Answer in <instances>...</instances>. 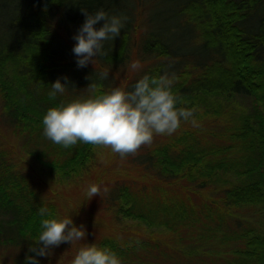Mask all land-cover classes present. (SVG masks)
<instances>
[{
	"label": "trees",
	"instance_id": "1",
	"mask_svg": "<svg viewBox=\"0 0 264 264\" xmlns=\"http://www.w3.org/2000/svg\"><path fill=\"white\" fill-rule=\"evenodd\" d=\"M149 1L157 25L149 29V22L135 39L134 9ZM81 9H103L128 19L120 37L105 43L107 56L78 68L72 37L85 19ZM131 52L146 65L128 78ZM104 69L112 82L99 78ZM165 72L176 76L172 90L181 98L180 106L197 109L209 96L228 100L258 94L263 110L231 118L232 132L223 134L224 144L207 147L196 132L185 129L171 141L135 155L144 170L134 169V180L143 179V185L114 186L110 199H104L107 211L117 219L170 231L192 222L206 240L220 231L222 242L233 243L225 264H264V0H0L1 111L19 147L55 178L84 172L97 146L53 144L43 134L42 118L49 108L88 98L85 89L92 81L96 94H102L113 82L131 90L145 74L159 77ZM64 77L69 88L50 98L51 85L58 78L64 83ZM22 162L0 144V244L17 248L25 264L26 256L35 255L28 249L41 231L42 219L56 217V209L23 172ZM179 182L186 183L183 193L198 194L208 186L210 204L186 205L167 188ZM41 207L52 217H41ZM244 207L256 208L257 220L242 226L237 209ZM214 222L216 226L210 225ZM117 237L114 233L95 244L116 252L122 264L136 258L137 264H146L137 257L138 250L158 248L153 239L148 244L129 234Z\"/></svg>",
	"mask_w": 264,
	"mask_h": 264
},
{
	"label": "rangeland",
	"instance_id": "2",
	"mask_svg": "<svg viewBox=\"0 0 264 264\" xmlns=\"http://www.w3.org/2000/svg\"><path fill=\"white\" fill-rule=\"evenodd\" d=\"M150 4H152L151 1L138 10L136 7L134 9L135 13L138 11L135 15L137 20L133 21L135 39L139 38V33L143 28L149 26V29H151L157 25L155 12L149 11ZM149 22L150 25H148ZM132 57L133 53L131 52ZM138 58H132L126 65L128 78L135 77L141 71V67H145L146 62ZM133 61L140 63L139 70L132 71L130 69L129 66ZM111 75L113 76V74ZM119 77L123 80L127 78ZM107 80L112 82L109 78ZM112 87H117L116 82H113ZM206 98L205 102L197 108V112L200 113L199 116H196L200 124L199 127L194 128L190 123H185L178 132L171 136H154L151 146H142L137 154L145 153L153 147L171 141V138L179 135L185 129L196 132L202 138L200 142L204 145L206 143L207 147L224 144L226 141H223V134L232 132V123L229 122L231 118L236 120L237 114H253L263 110L258 94L257 97L255 94L234 95L228 100L223 96H209ZM9 127L6 124V117L2 114L0 101V144L10 152L13 159L23 160L21 168L35 183L36 187H39L42 198L54 201L56 217L72 216L74 224L77 227L83 224L86 230V236L81 242L73 245L62 243L59 247L51 249L52 254L50 256L37 257L40 264H71L81 246L95 244L103 237L112 236L114 233L117 234L119 239H124L128 234L144 241L153 239L155 241L154 245L158 244V248H151L148 245L151 241L148 240V249L138 250L137 257L145 258L144 260L148 262L146 264H225V261L231 256L228 250L231 249L233 243L222 242L220 231L216 237L206 240V237L203 238L204 231L202 232L192 222H189L188 225H177L176 231H170L138 222L135 223V221L127 218L119 217L117 219L107 211L104 199L109 200L112 190L117 186L123 185V183L126 185H129L128 183L143 185V179L134 180L136 176L134 175V169L144 170L143 165H139L134 161L135 155H128L126 158L121 159L119 154L113 153L110 148L97 146L94 159L88 164L84 172L67 179H58L55 178V174H51L47 168L38 164L19 147L20 141ZM227 178L230 181H235L230 175ZM227 182L229 181L227 180ZM93 184L101 187V196L97 195L88 200L86 193ZM185 184V182H179L177 185L174 184L167 188L176 191L174 193L177 195L176 197L179 200L182 199L186 205L191 203L203 207L204 204H210L206 191L209 188L208 186L203 189V192L192 194L187 190L185 193L182 192V186ZM114 186L115 188H113ZM104 188H107L108 191L103 192ZM233 210L236 209L233 208ZM237 210L242 217V226H245L250 220H257L256 208L244 207ZM212 224L216 226L217 223L214 222L210 225ZM225 226H227V222L221 224L223 229H227ZM21 255L14 246L0 244V264H22ZM137 263L136 258L131 264Z\"/></svg>",
	"mask_w": 264,
	"mask_h": 264
},
{
	"label": "clouds",
	"instance_id": "3",
	"mask_svg": "<svg viewBox=\"0 0 264 264\" xmlns=\"http://www.w3.org/2000/svg\"><path fill=\"white\" fill-rule=\"evenodd\" d=\"M85 19L73 35L76 43L72 52L78 68L94 65L97 57L108 55L105 43L120 37L127 21L126 16L109 15L103 9L90 13L81 9ZM102 22L99 28L96 25ZM132 71L141 67L138 61L130 64ZM107 79L109 70L99 74ZM64 83L57 79L51 85L50 98L63 94L69 88V80ZM90 79V77H89ZM175 74L165 72L159 77L145 74L128 90L115 87L102 94L97 93V85L92 81L85 89L91 95L86 99H75L67 104L51 107L42 118L43 134L53 144L69 148L78 142L110 148L121 159L136 155L142 146H151L154 136H171L182 125L190 123L200 126L196 119L197 109L180 106L182 100L173 93ZM108 189L104 188L103 192ZM87 198L101 196V187L93 184L87 190ZM41 217H52L46 207L39 209ZM86 230L83 224L77 227L72 216L44 218L41 231L32 241L28 251L35 255L26 256L25 264H40L37 257L50 256L51 249L62 243L76 244L84 240ZM71 264H122L117 253L96 244H84L72 259Z\"/></svg>",
	"mask_w": 264,
	"mask_h": 264
}]
</instances>
